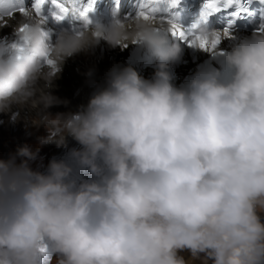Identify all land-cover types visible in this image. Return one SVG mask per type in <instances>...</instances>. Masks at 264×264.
<instances>
[{"label": "clouds", "instance_id": "1", "mask_svg": "<svg viewBox=\"0 0 264 264\" xmlns=\"http://www.w3.org/2000/svg\"><path fill=\"white\" fill-rule=\"evenodd\" d=\"M253 4L264 9L218 0L254 24L240 35L200 10L186 25L181 0H136L123 15L114 0L106 20L96 0L86 18L70 11L62 21L0 0V32L11 29L0 35V125L47 130L35 151L0 158V264H264V11ZM174 26L208 47L173 36ZM102 42L135 46L153 76L113 66L86 105L53 115L69 104L53 94L66 62ZM186 47L210 59L177 86ZM86 76L95 86L94 71ZM68 137L79 147L44 171L30 166L45 145L67 149Z\"/></svg>", "mask_w": 264, "mask_h": 264}, {"label": "bare ground", "instance_id": "2", "mask_svg": "<svg viewBox=\"0 0 264 264\" xmlns=\"http://www.w3.org/2000/svg\"><path fill=\"white\" fill-rule=\"evenodd\" d=\"M10 33V28H4L2 32H0V35H8ZM224 46H228L227 41L224 42ZM133 48L134 46H129L128 48L121 50L120 48H111L106 43L102 42L93 53L88 55L80 54L74 58H70L64 66V70L60 79L55 82L57 87L53 91V94L60 97L61 99H67L69 101L67 106H70L71 108H69L68 111H72L71 109L75 110L82 104L86 105L90 96L96 90V87L102 86L104 84L106 74L113 66H128L125 61ZM208 59H210L208 54L204 52L193 51L191 48L186 47L183 62L178 66H175L173 69L175 74L174 83L177 86L181 85L184 82L185 77H188L194 73L198 66L202 65ZM135 68L138 70L137 67ZM89 70L94 71L93 79L95 81V86L90 85L89 79L86 76V73ZM138 71L146 79H150L153 76L155 70L147 67L145 69H139ZM68 86H75L74 94L73 90H70ZM64 110L65 106L60 105L50 108L49 112L55 115L56 113L63 112ZM28 115L33 123H40L39 117L35 115L34 111L29 112ZM23 117L24 113L21 114V118ZM0 119L7 121V116H0ZM5 124L8 125L9 131L4 133L2 130H0V138L2 139V142L0 141L2 143L0 158L7 160L11 155L15 154V152H13L15 139L18 137V133L20 134L25 129V125L23 121L14 125L9 123ZM39 129H44V127L41 126ZM67 143L68 148H60L58 152H55L56 154L52 159H62L65 157L67 151L72 148L79 147V145L74 140H72L71 137L67 138ZM55 146V144H50L48 145L47 149H44L43 151L45 153H50L52 148ZM11 148L13 149L11 150Z\"/></svg>", "mask_w": 264, "mask_h": 264}, {"label": "snow or ice", "instance_id": "3", "mask_svg": "<svg viewBox=\"0 0 264 264\" xmlns=\"http://www.w3.org/2000/svg\"><path fill=\"white\" fill-rule=\"evenodd\" d=\"M75 4L76 0H71ZM86 6L82 8L72 7L71 9L67 6V0H33L31 6L35 8L37 13L46 14L50 11L51 19L55 21H62L71 11L72 13H78L80 17L86 18L87 15L94 10L96 0H83ZM152 2V0H149ZM173 3H176L177 0H172ZM233 0H227V3L231 4ZM218 0H204V3L200 9V18L201 20H207L210 17H213L215 14L222 12L221 9L217 6ZM48 6V7H46ZM231 15L228 14V18L223 27L224 32L227 34L235 26L240 13L237 11H230ZM141 16L147 18V13L141 11L138 13ZM195 25H193V29ZM260 28L264 29V24L260 25ZM172 35L183 39L190 44H193L197 41L200 42L202 48H207L209 42L206 38H201L199 35L195 34L194 31L186 32L183 28L174 26ZM220 43V38L217 37L211 42V46L215 48Z\"/></svg>", "mask_w": 264, "mask_h": 264}, {"label": "rangeland", "instance_id": "4", "mask_svg": "<svg viewBox=\"0 0 264 264\" xmlns=\"http://www.w3.org/2000/svg\"><path fill=\"white\" fill-rule=\"evenodd\" d=\"M147 67H149V66L139 67L138 70L139 69H145ZM68 87H69L70 90H73V94H74L75 86H68ZM82 105H85V104H82ZM69 108H71V107L70 106H66L65 110L63 112H67ZM71 110L75 111L76 109L75 110L71 109ZM27 129L25 128L20 134L18 133V135H17L18 137L15 139V142H14L15 143V145L13 146L14 149L11 148V150L12 149L14 150L13 152L16 153L17 149L19 147L24 146V145H28L32 150L35 151V149L38 147L37 137L46 136L47 135V130L45 128L44 129H39V128H36V127H29ZM0 130H2L4 133H7L9 131L8 125H6V124L0 125ZM0 141L2 142L1 138H0ZM1 142H0V150H1V145H2ZM47 147H48V145H45L44 147H42L40 149V151H39L37 159L35 161H30V166L34 170H39V171L46 170L49 161L52 160L53 156L56 154L55 152H58L59 149H60V148H57L55 146L54 148H52L50 153H45L43 150L47 149ZM18 160H19V158H18ZM195 264H206V262L204 260H200V261H196Z\"/></svg>", "mask_w": 264, "mask_h": 264}]
</instances>
